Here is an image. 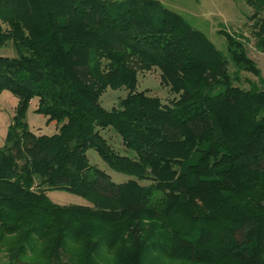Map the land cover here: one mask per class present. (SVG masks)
I'll list each match as a JSON object with an SVG mask.
<instances>
[{
	"label": "trees",
	"instance_id": "16d2710c",
	"mask_svg": "<svg viewBox=\"0 0 264 264\" xmlns=\"http://www.w3.org/2000/svg\"><path fill=\"white\" fill-rule=\"evenodd\" d=\"M243 1L264 53V0ZM218 34L224 52L155 0H0V50L15 52L0 55V95L17 100L0 147V264H264V78ZM152 69L168 104L137 91ZM241 73L257 79L247 90ZM107 89L127 91L111 110ZM32 102L55 134L29 130ZM89 150L133 179L113 183Z\"/></svg>",
	"mask_w": 264,
	"mask_h": 264
},
{
	"label": "rangeland",
	"instance_id": "374dc122",
	"mask_svg": "<svg viewBox=\"0 0 264 264\" xmlns=\"http://www.w3.org/2000/svg\"><path fill=\"white\" fill-rule=\"evenodd\" d=\"M120 1V0H111ZM160 2L165 8L176 12L187 20L194 28L204 33L207 38L220 51H225V39L218 32L224 31L238 37L247 50L248 56L255 62L257 68L261 72V77L264 78V53L255 50L253 38V22L250 20L252 10L244 3L243 0H155ZM0 55L14 57L15 52L12 46L9 45L5 49L0 50ZM138 86L137 91L146 92L147 95L157 97L162 104H168L173 95L169 88L161 85L160 72L157 69H152L149 72H139L137 75ZM247 81L256 82L257 79L248 73L240 74V82L235 83L236 87L247 90L249 85ZM126 90L113 91L107 89L100 98V104L105 110H111L117 107L118 101L125 98ZM17 100L9 93L3 92L0 95V147L4 145L7 128L11 123L14 115ZM36 103L32 102L26 114V122L29 130L41 135H49L44 128L45 118L34 113ZM51 124V123H50ZM54 127L52 123L49 129ZM40 132V133H39ZM103 136L107 139L111 147L117 152L122 153L120 138L111 129L105 130ZM129 156L133 154L128 152ZM122 155V154H121ZM87 158L91 166H95L99 170L106 173L111 181L116 184L125 183L129 178L126 175L116 173L111 170L98 156L94 150L87 152ZM141 185H147V182H140ZM50 202L62 205H88V203L79 197L65 192L51 191L48 193Z\"/></svg>",
	"mask_w": 264,
	"mask_h": 264
},
{
	"label": "crops",
	"instance_id": "0c3cea01",
	"mask_svg": "<svg viewBox=\"0 0 264 264\" xmlns=\"http://www.w3.org/2000/svg\"><path fill=\"white\" fill-rule=\"evenodd\" d=\"M49 125H50V127H51V125H52V123L51 124H49L46 120H45V126H44V128L46 127V131L47 132H49V135L48 136H50V135H53V134H55L56 133V127L54 126V127H52V129L51 130H48L49 129ZM33 132V131H32ZM41 132V135H46V134H43L42 132H44V131H40ZM39 132V133H40ZM35 135H38L37 133H35V132H33ZM47 196H48V193H47Z\"/></svg>",
	"mask_w": 264,
	"mask_h": 264
}]
</instances>
